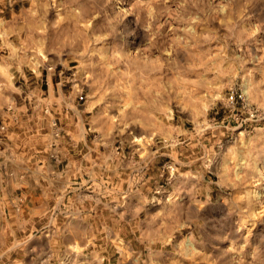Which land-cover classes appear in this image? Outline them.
<instances>
[{"label":"rangeland","instance_id":"1","mask_svg":"<svg viewBox=\"0 0 264 264\" xmlns=\"http://www.w3.org/2000/svg\"><path fill=\"white\" fill-rule=\"evenodd\" d=\"M262 51L264 0H0V264H264Z\"/></svg>","mask_w":264,"mask_h":264},{"label":"crops","instance_id":"2","mask_svg":"<svg viewBox=\"0 0 264 264\" xmlns=\"http://www.w3.org/2000/svg\"><path fill=\"white\" fill-rule=\"evenodd\" d=\"M10 179L12 180V184H13V181H14L13 178L11 177ZM6 184H9V182H6ZM28 184H31L32 185L33 184V181H29L28 178H22V177H20V179H18L16 181L15 186H18V185L23 186V185H28Z\"/></svg>","mask_w":264,"mask_h":264},{"label":"bare ground","instance_id":"3","mask_svg":"<svg viewBox=\"0 0 264 264\" xmlns=\"http://www.w3.org/2000/svg\"><path fill=\"white\" fill-rule=\"evenodd\" d=\"M247 44V43H246ZM250 44V43H249ZM247 46V45H246ZM250 48L252 51H255L256 50V47L255 45H250ZM263 48V47H262ZM263 52V51H262ZM264 53V52H263ZM253 192V191H252ZM256 192V191H255ZM254 195V194H253ZM255 196V195H254ZM257 196H258V193H257ZM263 197V192H262V189H261V192H260V195H259V198H262Z\"/></svg>","mask_w":264,"mask_h":264},{"label":"built area","instance_id":"4","mask_svg":"<svg viewBox=\"0 0 264 264\" xmlns=\"http://www.w3.org/2000/svg\"><path fill=\"white\" fill-rule=\"evenodd\" d=\"M80 98H82V97H80ZM230 98L232 99V96H230Z\"/></svg>","mask_w":264,"mask_h":264}]
</instances>
